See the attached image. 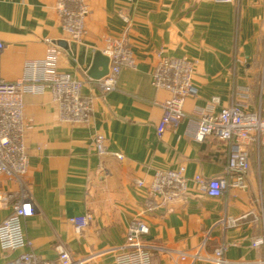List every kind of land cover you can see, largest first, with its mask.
<instances>
[{
	"label": "crops",
	"instance_id": "1",
	"mask_svg": "<svg viewBox=\"0 0 264 264\" xmlns=\"http://www.w3.org/2000/svg\"><path fill=\"white\" fill-rule=\"evenodd\" d=\"M86 2L85 34L75 45L61 30L55 0H0V80L19 79L26 61L44 58L50 39L59 49L60 70L82 81V94L93 97L90 122L76 125L59 122L47 94L23 97L33 215L22 221V230L34 253L53 260L60 243L73 257L96 256L87 264H114L105 251L122 244L129 223L141 218L148 228L144 243L160 248L152 251L151 264H213L189 257L204 240L202 254L227 244L230 264L264 259V245L252 247L264 236L262 154L250 155L246 187L231 188L219 199L190 183L182 199L141 215L145 191L135 185L148 184L155 171L179 167L187 178L224 174L227 146L213 137L196 142L187 120L168 127L161 138L156 135L163 112L155 103L170 95L152 86L151 72L160 58L193 62L198 95L185 101L186 114L207 106L212 97L219 98L218 112L234 90L246 88L250 109L264 116V0ZM110 39L127 44L135 66L123 68L116 89L102 94L86 70L90 52H101ZM96 134L105 137L103 154L94 148ZM8 192L16 193V185L0 177V193ZM6 214L0 213V221ZM85 214L91 220L76 234L69 220ZM222 218L239 220L224 228L218 225ZM21 252L0 249V264Z\"/></svg>",
	"mask_w": 264,
	"mask_h": 264
},
{
	"label": "built area",
	"instance_id": "2",
	"mask_svg": "<svg viewBox=\"0 0 264 264\" xmlns=\"http://www.w3.org/2000/svg\"><path fill=\"white\" fill-rule=\"evenodd\" d=\"M228 4L235 0H217ZM54 8L61 30L75 45H79L85 34L84 22L89 14L86 0H55ZM124 21L127 18L123 17ZM46 52L41 60H28L22 76L16 81L0 80V177L17 187V192L0 193V213L6 216L0 221V249L5 252L22 251L18 256L2 264H87L96 256L73 257L62 244L55 246L56 258L42 259L33 251V244L22 230V221L33 215L32 201L26 183L28 154L24 143L25 123L23 118V97L45 95L50 97L57 110L59 122L76 125L87 124L93 111V97L83 95V82L59 67V49L50 40H45ZM3 44L0 43V51ZM101 53L109 60L108 73L96 84L102 94L116 89L118 77L123 68H134L135 61L130 48L124 41L107 40ZM194 64L187 58H160L151 72L154 88L169 93L162 103H155L163 112L156 135L161 138L168 127L176 129L187 120L190 135L196 142L213 137L227 146L225 172L216 178L195 175L185 176L184 167L176 170L155 171L148 184L136 181L137 187L145 191L141 215L153 214L170 203L182 199L190 183L198 191L212 199L222 198L229 189L246 187L250 170V155L257 158L264 152V116L258 110H251L248 90L232 92L230 101L218 112L214 109L219 98L212 97L207 106L195 108L190 114L183 110L188 98H195L198 90L192 82ZM94 148L98 154L105 152V137L94 136ZM114 156L121 160L120 154ZM91 220L90 214L69 220L76 234ZM239 219L222 218L218 225L233 228ZM148 228L141 218L132 220L125 239L119 246L106 250L111 253L114 264H151L152 251L160 249L144 243L143 236ZM206 241L190 254L192 261L203 260L213 264H230L224 256L228 245L223 243L211 254H202ZM264 245V236L252 243V247ZM256 264H264V259Z\"/></svg>",
	"mask_w": 264,
	"mask_h": 264
},
{
	"label": "water",
	"instance_id": "3",
	"mask_svg": "<svg viewBox=\"0 0 264 264\" xmlns=\"http://www.w3.org/2000/svg\"><path fill=\"white\" fill-rule=\"evenodd\" d=\"M89 62L86 75L90 80L98 81L107 75L109 60L99 50L90 52Z\"/></svg>",
	"mask_w": 264,
	"mask_h": 264
},
{
	"label": "rangeland",
	"instance_id": "4",
	"mask_svg": "<svg viewBox=\"0 0 264 264\" xmlns=\"http://www.w3.org/2000/svg\"><path fill=\"white\" fill-rule=\"evenodd\" d=\"M251 165H252V169H253V170H255V171L258 170V169H257V164H256V162H253ZM263 171H264V170H263Z\"/></svg>",
	"mask_w": 264,
	"mask_h": 264
},
{
	"label": "trees",
	"instance_id": "5",
	"mask_svg": "<svg viewBox=\"0 0 264 264\" xmlns=\"http://www.w3.org/2000/svg\"><path fill=\"white\" fill-rule=\"evenodd\" d=\"M264 156V152L261 153Z\"/></svg>",
	"mask_w": 264,
	"mask_h": 264
}]
</instances>
